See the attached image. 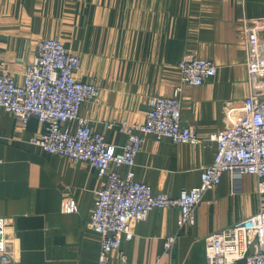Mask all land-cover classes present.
I'll return each instance as SVG.
<instances>
[{"label":"crops","instance_id":"0c3cea01","mask_svg":"<svg viewBox=\"0 0 264 264\" xmlns=\"http://www.w3.org/2000/svg\"><path fill=\"white\" fill-rule=\"evenodd\" d=\"M0 28V64L17 83L43 39L61 40L80 55L77 78L100 88L80 114L118 150L128 140L120 123L144 122L151 97L175 96L187 53L213 61L217 75L180 94L183 123L201 142L176 144L149 135L133 168L137 181L177 198L200 185L202 167L213 161L212 137L244 114L251 94L246 43L251 37L264 45V0H0ZM108 123L115 125L107 129ZM44 130L37 119L23 125L0 109V218L10 221L8 250L15 264H94L101 237L90 219L105 181L89 165H75L33 144ZM234 186L233 175L225 173L197 207L193 227L179 228L177 208L153 210L132 224L133 238L123 237L109 259L206 264L209 235L264 207L254 176L243 175L237 190ZM70 201L77 205L75 213L67 212ZM170 236H177V243L166 250Z\"/></svg>","mask_w":264,"mask_h":264},{"label":"built area","instance_id":"2783aa9c","mask_svg":"<svg viewBox=\"0 0 264 264\" xmlns=\"http://www.w3.org/2000/svg\"><path fill=\"white\" fill-rule=\"evenodd\" d=\"M249 30L246 28L247 35ZM246 54L251 94L245 99L244 114L233 126L212 137L215 153L212 163L201 169L200 185L177 198L137 181L133 168L149 135L176 144L201 142L193 127L183 123L180 94L186 86L199 87L214 78L217 65L213 61L187 53L179 64L181 79L175 96L151 97L144 122L119 124L120 131L128 136L122 150L94 132L90 121L81 116L83 103L98 98L100 88L77 78L81 57L61 40L40 41L21 83L7 71L5 63L0 64V109L23 125L37 119L45 130L32 139L33 144L75 165H89L105 181L95 193L90 219L91 228L101 237V255L94 264H116L109 255L121 248L123 237L133 238L132 224L145 221L155 209L177 208L179 228L195 226L197 207L221 183L225 173L233 175L235 190L243 175H251L264 193V45L249 37ZM114 125L108 123L106 128ZM123 168L125 173L120 171ZM76 211L75 201H70L67 212ZM9 222L0 218V264H15L7 247ZM176 243L177 236L168 237L165 249H173ZM205 260L206 264H264V207L209 235L205 239Z\"/></svg>","mask_w":264,"mask_h":264}]
</instances>
